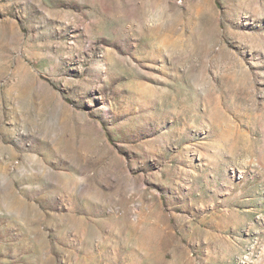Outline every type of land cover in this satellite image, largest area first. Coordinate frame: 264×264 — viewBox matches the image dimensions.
<instances>
[{
  "label": "rangeland",
  "instance_id": "374dc122",
  "mask_svg": "<svg viewBox=\"0 0 264 264\" xmlns=\"http://www.w3.org/2000/svg\"><path fill=\"white\" fill-rule=\"evenodd\" d=\"M0 264H264V0H0Z\"/></svg>",
  "mask_w": 264,
  "mask_h": 264
}]
</instances>
